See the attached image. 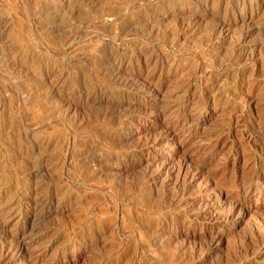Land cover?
<instances>
[{"label": "rangeland", "instance_id": "374dc122", "mask_svg": "<svg viewBox=\"0 0 264 264\" xmlns=\"http://www.w3.org/2000/svg\"><path fill=\"white\" fill-rule=\"evenodd\" d=\"M0 264H264V0H0Z\"/></svg>", "mask_w": 264, "mask_h": 264}, {"label": "bare ground", "instance_id": "6f19581e", "mask_svg": "<svg viewBox=\"0 0 264 264\" xmlns=\"http://www.w3.org/2000/svg\"><path fill=\"white\" fill-rule=\"evenodd\" d=\"M263 140V139H262ZM217 242V241H216ZM215 246V245H214ZM20 250V249H19Z\"/></svg>", "mask_w": 264, "mask_h": 264}]
</instances>
